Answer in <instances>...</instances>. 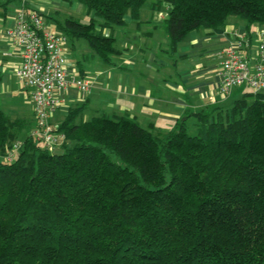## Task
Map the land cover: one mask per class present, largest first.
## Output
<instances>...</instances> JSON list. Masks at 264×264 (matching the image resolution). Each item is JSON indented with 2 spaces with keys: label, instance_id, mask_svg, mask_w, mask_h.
Here are the masks:
<instances>
[{
  "label": "trees",
  "instance_id": "obj_1",
  "mask_svg": "<svg viewBox=\"0 0 264 264\" xmlns=\"http://www.w3.org/2000/svg\"><path fill=\"white\" fill-rule=\"evenodd\" d=\"M76 1L94 17L41 14L111 63L102 29L146 0ZM157 1L171 50L228 15L264 26V0ZM79 111L52 152L0 111V264H264V93L194 112V133L187 117L158 136L127 115L76 122Z\"/></svg>",
  "mask_w": 264,
  "mask_h": 264
},
{
  "label": "crops",
  "instance_id": "obj_2",
  "mask_svg": "<svg viewBox=\"0 0 264 264\" xmlns=\"http://www.w3.org/2000/svg\"><path fill=\"white\" fill-rule=\"evenodd\" d=\"M160 4L156 0L142 6L138 18L128 11L124 25L102 29L103 34L112 33L115 38L118 52L111 56V63L102 62L84 40L68 41L70 66L90 80V87L85 94L74 87L60 93L61 104L50 118L55 128L71 108L80 106L76 122L98 115H127L152 134L163 136L186 117V124L191 122L195 129L194 112L223 106L230 99L253 92L241 86L226 97L220 96L219 52L242 40L252 57L258 43L254 32L264 31V26L228 15L218 30H191L171 50ZM28 6L58 20L66 15L87 21L94 17L76 0H28ZM19 7V0H0V111L11 119L25 121L31 130L35 125L33 106L16 76L19 52L5 35V30L14 25Z\"/></svg>",
  "mask_w": 264,
  "mask_h": 264
},
{
  "label": "built area",
  "instance_id": "obj_3",
  "mask_svg": "<svg viewBox=\"0 0 264 264\" xmlns=\"http://www.w3.org/2000/svg\"><path fill=\"white\" fill-rule=\"evenodd\" d=\"M19 2L15 23L5 30V35L19 52L16 76L33 106L35 125L31 135L35 142L52 152L64 140L63 134L57 132L50 121L61 104L60 93L74 87L85 94L90 80L79 76L70 66L67 36L38 10L30 8L28 0ZM254 37L258 43L252 57L246 53L247 44L242 40L219 52L221 97L241 86L250 87L254 93L264 92V31H255ZM18 148L19 144L14 143L6 158L11 160Z\"/></svg>",
  "mask_w": 264,
  "mask_h": 264
},
{
  "label": "rangeland",
  "instance_id": "obj_4",
  "mask_svg": "<svg viewBox=\"0 0 264 264\" xmlns=\"http://www.w3.org/2000/svg\"><path fill=\"white\" fill-rule=\"evenodd\" d=\"M156 0H146L145 2H144V4L142 5L143 7L144 6H149L152 2H155ZM160 9H159V12H162L164 15H166V13H167V10H166V5L164 4V3H161L160 4V7H159ZM81 21H83V22H87V20H81ZM81 40H84V39H81ZM85 41V40H84ZM86 42V41H85ZM234 95L235 94H233L232 95V97L231 98H233L234 97ZM232 101H234L233 99H230L229 101H227L226 103H225V105H230L231 104V102ZM225 105H223V106H225ZM26 125V124H25ZM29 126H26V130L28 131L29 129ZM187 128H188V131H189V133H194L195 132V129L193 128V126H192V123L191 122H188L187 123ZM23 134V133H22ZM21 134V135H22ZM114 160H116V158L113 156L112 157Z\"/></svg>",
  "mask_w": 264,
  "mask_h": 264
}]
</instances>
